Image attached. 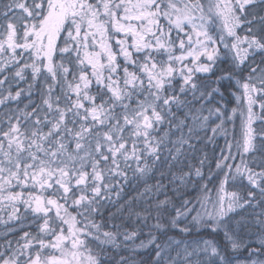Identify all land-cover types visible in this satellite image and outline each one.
Returning <instances> with one entry per match:
<instances>
[{
	"label": "snow or ice",
	"instance_id": "obj_1",
	"mask_svg": "<svg viewBox=\"0 0 264 264\" xmlns=\"http://www.w3.org/2000/svg\"><path fill=\"white\" fill-rule=\"evenodd\" d=\"M0 225V264H264V0H0Z\"/></svg>",
	"mask_w": 264,
	"mask_h": 264
},
{
	"label": "trees",
	"instance_id": "obj_2",
	"mask_svg": "<svg viewBox=\"0 0 264 264\" xmlns=\"http://www.w3.org/2000/svg\"><path fill=\"white\" fill-rule=\"evenodd\" d=\"M235 105V101L233 100L231 103H230V107L231 106H234ZM235 123H236V125H237V129L239 128V124H240V120H239V114L237 113V117H236V120H235ZM221 143H222V141H221ZM190 195H192V196H195L196 195V193L195 192H192V193H190ZM6 218V217H5ZM4 228V225H0V230H2ZM1 233H3V231H0V234Z\"/></svg>",
	"mask_w": 264,
	"mask_h": 264
},
{
	"label": "rangeland",
	"instance_id": "obj_3",
	"mask_svg": "<svg viewBox=\"0 0 264 264\" xmlns=\"http://www.w3.org/2000/svg\"><path fill=\"white\" fill-rule=\"evenodd\" d=\"M0 236H3V233H1Z\"/></svg>",
	"mask_w": 264,
	"mask_h": 264
}]
</instances>
